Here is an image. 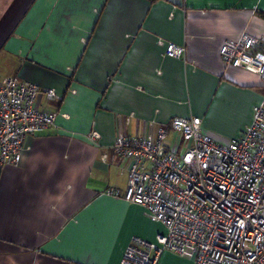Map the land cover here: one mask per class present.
Segmentation results:
<instances>
[{"label":"crops","instance_id":"1","mask_svg":"<svg viewBox=\"0 0 264 264\" xmlns=\"http://www.w3.org/2000/svg\"><path fill=\"white\" fill-rule=\"evenodd\" d=\"M242 34L264 48V0H0V81L60 97L39 101L55 126L26 138L17 166L0 167V264H120L132 237L165 234L106 195L127 185L113 144L190 117L218 144L236 142L264 94L257 74L219 57ZM160 41L184 58L166 57ZM158 264L193 262L163 252Z\"/></svg>","mask_w":264,"mask_h":264},{"label":"built area","instance_id":"2","mask_svg":"<svg viewBox=\"0 0 264 264\" xmlns=\"http://www.w3.org/2000/svg\"><path fill=\"white\" fill-rule=\"evenodd\" d=\"M159 44L166 57L184 58L183 46ZM219 57L225 68L254 72L264 86L258 39L226 40ZM41 98L60 100L54 89L17 77L0 81V167L17 166L26 138L55 126L57 113L41 109ZM252 113L229 146L204 134L199 117L174 118L154 134L115 140V154L128 161L127 185L106 195L141 207L166 230L154 242L132 237L120 264H158L163 252L193 264H264V94ZM99 138L97 132L87 137L92 144Z\"/></svg>","mask_w":264,"mask_h":264},{"label":"trees","instance_id":"3","mask_svg":"<svg viewBox=\"0 0 264 264\" xmlns=\"http://www.w3.org/2000/svg\"><path fill=\"white\" fill-rule=\"evenodd\" d=\"M262 50L264 51V48H262Z\"/></svg>","mask_w":264,"mask_h":264}]
</instances>
